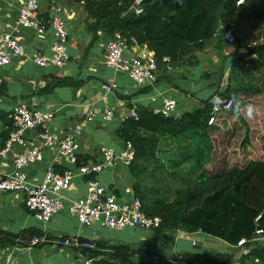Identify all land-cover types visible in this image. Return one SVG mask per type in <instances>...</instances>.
I'll return each instance as SVG.
<instances>
[{"label": "crops", "instance_id": "crops-1", "mask_svg": "<svg viewBox=\"0 0 264 264\" xmlns=\"http://www.w3.org/2000/svg\"><path fill=\"white\" fill-rule=\"evenodd\" d=\"M24 1L0 0V37L4 33L22 34L28 50V56L14 58L1 69L4 82L0 84V134L10 133L13 129V114L20 101L27 102L34 109L53 112L50 127L56 137L62 138L76 128L83 130L80 162L98 164L103 160L101 146L114 149L118 154L115 165L105 167L94 176L119 197L131 198L135 195L136 177L130 165L121 158L126 149L122 133L129 107L136 105L140 110L154 111L163 106L165 99H175L178 106L173 116L181 117L193 112L204 105V100L225 90V77L232 67L239 64L238 56L226 55L224 48L218 47L220 38L217 37L208 42L204 50H191L181 63L170 61L159 65L153 81L138 85L127 71L107 63L106 47L113 36L101 30L95 36L88 29L87 13L82 3L74 0L44 2L38 14L46 23V30L38 32L33 28L16 29L19 8ZM56 5L61 6L59 14L69 28V60L62 68L40 67L31 55L36 52L52 55L54 35L51 19ZM137 50L138 46L128 43V55ZM222 73L225 77L221 78ZM109 82L115 83L116 87L106 93L103 84ZM108 110L114 113L110 121L103 119ZM91 115L93 120H88ZM37 134L38 130H34L28 132L27 137ZM2 148L0 142V150ZM13 150L22 151L18 145ZM12 156L9 152L0 157V174L12 172ZM56 159V147L49 148L43 161L28 165L26 171L30 181L41 183L50 164L61 172L64 166ZM92 176L75 177L70 187L63 191L65 201L69 203L86 196L88 179ZM35 235L44 241L31 245L29 240ZM206 237H210L208 244H216L213 245L216 247L225 242L222 239L214 241L202 232H159L135 226L115 230L100 223L85 226L67 211L41 221L27 207L23 193L0 190V264H83L81 249L76 246L54 247L53 241L58 238H77L82 243L88 239L102 249V254L113 245L125 244L134 250L146 251V258H170L201 252Z\"/></svg>", "mask_w": 264, "mask_h": 264}, {"label": "trees", "instance_id": "trees-1", "mask_svg": "<svg viewBox=\"0 0 264 264\" xmlns=\"http://www.w3.org/2000/svg\"><path fill=\"white\" fill-rule=\"evenodd\" d=\"M74 1L83 4L88 29L95 36L101 30L113 38L121 32L128 43L134 37L154 51L159 65L181 63L191 50H204L217 37L218 47L224 48L226 55H237L243 65L251 52H256L258 58L264 54V0H244L240 5L239 0H144L141 14L130 10L134 0ZM222 26L233 30L234 41L217 34ZM248 46L251 48L246 51ZM166 57L170 61H165ZM234 69L236 66L231 72ZM236 80L234 77L218 94L237 98L240 86ZM203 104L181 117L141 109L138 120H126L122 138L133 143L130 167L135 177L138 179L147 171L153 175L161 171L188 182L168 196L149 197L136 180L135 195L141 198L148 214L162 218L157 231L202 232L231 246H238L245 239L237 262L264 264V245L254 241L255 237H264V160H252L245 168L208 173L204 160L210 158L209 146H197L196 151L201 150L202 155H194L195 146L207 139L214 126L209 124L212 98ZM235 107L236 101L232 110ZM8 136V132L0 134L1 147ZM90 252L101 255L95 264H234L232 257L223 253L148 259L146 251L125 244L113 245L103 254L97 245Z\"/></svg>", "mask_w": 264, "mask_h": 264}, {"label": "built area", "instance_id": "built-area-1", "mask_svg": "<svg viewBox=\"0 0 264 264\" xmlns=\"http://www.w3.org/2000/svg\"><path fill=\"white\" fill-rule=\"evenodd\" d=\"M49 0H25L19 8L16 19V29L33 28L38 32L46 30V23L39 17V10L42 4ZM244 0H239L238 5ZM144 0H134L130 10L135 14L143 12ZM55 13L51 19L53 28V53L36 52L32 56L34 62L40 67H58L66 66L69 60L68 41L69 28L67 21L59 14L61 6L54 7ZM225 36L229 41L235 40L233 30H228ZM131 41L139 47L133 54H127L128 40L121 32H118L112 38L106 47V61L109 65L127 71L134 83L143 85L148 81H153L159 69L157 57L147 45L139 44L136 38ZM251 47L248 46L247 50ZM28 56V50L25 37L19 33H4L0 37V84L4 82L1 69L8 66L14 58ZM258 58L256 52H251L245 57L246 66L249 61ZM165 61H170L165 58ZM116 87L113 82L104 83L103 89L110 93ZM213 109L209 124H215L217 117L222 112L232 110L235 105L233 98H224L219 94L212 98ZM178 103L175 99H165L162 107L155 109V113H162L166 116H173L177 110ZM139 108L136 105L129 107L128 119L138 120L140 118ZM218 115V116H217ZM114 113L108 110L103 119L112 120ZM54 118L53 112H43L34 109L27 102L20 101L14 110V126L10 131L4 147L0 150V157L3 154L12 152L13 170L8 174H0V190L18 191L23 193L27 207L34 212L35 216L41 221H48L58 213L67 211L85 226H92L100 223L102 226L122 230L128 226L140 227L146 230H156L162 225V218L157 215L148 214L143 208V202L139 196H132L129 199H123L116 193L110 191L101 181L94 176V173L101 171L107 166H113L118 159V154L112 148L101 146L103 154L102 162L95 164L92 162H80L79 153L82 148L83 130L76 128L67 133L62 138L56 137L50 127ZM88 120H93L91 115ZM38 130L36 136L27 137V133ZM18 145L22 151L13 150ZM126 149L121 154L126 164L130 165L134 159V146L131 141L125 142ZM57 149V163L64 166L61 172H58L54 164L47 167L44 180L41 183L30 181L26 167L33 163L44 160L46 150L49 148ZM93 175L88 179L87 195L78 200L65 201L63 191L70 187L77 176ZM262 232V230H259ZM262 237V236H258ZM258 237L254 238V241ZM22 241V240H21ZM44 239L40 236H33L29 243L38 245ZM245 239H242L238 246L244 251ZM196 244L197 241H193ZM54 247L63 245L76 246L81 249L80 256L83 264H95L100 256H94L90 251L97 249L95 242L82 243L75 238H58L53 241ZM108 251V250H106ZM105 251V252H106ZM241 253V254H242ZM240 254V255H241ZM238 259V258H237ZM234 264H239L237 260Z\"/></svg>", "mask_w": 264, "mask_h": 264}, {"label": "rangeland", "instance_id": "rangeland-1", "mask_svg": "<svg viewBox=\"0 0 264 264\" xmlns=\"http://www.w3.org/2000/svg\"><path fill=\"white\" fill-rule=\"evenodd\" d=\"M238 62L234 72L229 71L226 77L222 73L221 76L225 77L226 86L234 77L237 79L236 85L240 86L237 98L228 96L236 99L235 109L222 112L214 126L209 129L207 139L198 142L194 148L196 151L199 145L209 146L210 158L208 161L204 160L208 173L245 168L252 160H264V54L252 61L249 66L243 65L241 60ZM194 155H202L201 150L196 151ZM136 180L141 183L143 193L149 197L168 196L188 184L179 176L161 171L155 175L147 171ZM209 238H205L204 247H201L199 253L228 254L234 262L242 253V248L230 246L225 242L217 247L213 246L216 244H208ZM211 238H214V241L219 239L213 236ZM256 242L264 245V237H258ZM211 246L217 249L210 250Z\"/></svg>", "mask_w": 264, "mask_h": 264}, {"label": "water", "instance_id": "water-1", "mask_svg": "<svg viewBox=\"0 0 264 264\" xmlns=\"http://www.w3.org/2000/svg\"><path fill=\"white\" fill-rule=\"evenodd\" d=\"M227 32V28L226 27H224V26H222V27H220L219 29H218V32H217V34H225ZM84 243H87V242H90V241H88V239H85V241H83Z\"/></svg>", "mask_w": 264, "mask_h": 264}]
</instances>
